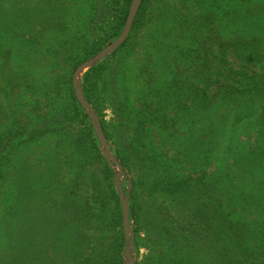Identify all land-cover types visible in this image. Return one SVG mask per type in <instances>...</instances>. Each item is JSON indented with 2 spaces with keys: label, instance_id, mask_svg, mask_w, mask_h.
Masks as SVG:
<instances>
[{
  "label": "trees",
  "instance_id": "1",
  "mask_svg": "<svg viewBox=\"0 0 264 264\" xmlns=\"http://www.w3.org/2000/svg\"><path fill=\"white\" fill-rule=\"evenodd\" d=\"M154 1L142 0L127 40L112 59L85 74L82 82L84 96L100 114L115 158L131 175L132 186L125 193L134 246L138 250L144 235L147 250L137 264H264V0H156L155 5ZM130 2L124 0L104 44L120 34ZM97 12L101 15L100 9ZM49 21L34 36L26 33V24H0V197L15 153L48 133L70 128L78 171L72 185L64 187L66 210L50 211L53 224H48V214V219H40L41 229L50 232V236L41 233L47 240L46 250L37 240L38 228L27 224L35 212H30L27 200L25 210L27 189L22 186L23 177L15 175L16 203L0 215V264H62V260L65 264H121L125 241L114 174L98 150L71 84L75 69L100 46L87 45L71 68L67 82L75 112H66L62 106L44 128L28 131L29 121L15 116L8 102L18 88L15 78L26 81L24 75L10 74L9 48L17 40L16 55L26 49L34 53L46 46L47 32L68 33V22L61 17L55 18L54 26ZM143 37L149 42L140 48L143 54L131 75L128 60ZM106 71L103 90L101 76ZM52 86L57 89L55 80ZM136 88L138 95L133 98ZM102 97L114 124L104 120ZM153 128L158 130L159 144L153 140ZM55 153L59 154L54 150L47 157ZM216 158L219 170H213ZM52 174L57 176L56 171ZM86 184L102 194L101 206L112 204L109 210L89 213L83 200ZM91 217L94 257L86 248ZM111 222L118 228L112 246L98 236L103 225ZM64 229L72 238L62 246L67 248L62 254L58 243ZM106 246L109 252L103 249Z\"/></svg>",
  "mask_w": 264,
  "mask_h": 264
},
{
  "label": "rangeland",
  "instance_id": "2",
  "mask_svg": "<svg viewBox=\"0 0 264 264\" xmlns=\"http://www.w3.org/2000/svg\"><path fill=\"white\" fill-rule=\"evenodd\" d=\"M6 1L7 0H5V2L0 0V24L6 22L9 26L16 24L21 26L22 24H26V33H29L33 36L38 32L37 29L44 30V28H46L45 21L48 18H50L49 26H54V24H56L54 20L58 16L62 18V22H68L66 27V29H68V33H58L57 31H49L46 33L47 37L49 38L46 46L42 50L33 53V51L26 49V52L23 53L22 51H19V54L16 55V53H14L15 48H19L17 40L16 44L9 48V52H11L10 74L16 73L19 76L24 75L26 76V81H24L25 79L15 78L16 81L14 82L18 84V88L8 97V102L9 105L11 104V109L15 116L17 115L19 117H25L27 123L29 121L30 125H28L27 130L33 131L35 130L34 128H44L46 124L51 121L52 115L60 110L62 106L67 107L66 112H75L73 108L74 102L72 101L71 93L68 89L69 82H67L70 79L71 68L77 59L83 55V49L87 45L92 46V48L100 46V48L103 49L105 46L115 40H112L108 44H104L103 41L106 39L107 33L116 24V21L121 14L120 11L123 7L124 0H60L62 2L60 4H58L59 0H27V3L26 0ZM166 1L169 2L174 0ZM175 1L180 3V0ZM155 2L156 0L154 1V5ZM52 4L57 5V7L53 8ZM181 7L183 8V5ZM99 9L101 10V15H99L97 12ZM141 33H143V31H141ZM73 35H76V37ZM71 37H73L72 40ZM79 37H82V39H76ZM69 38L70 42L67 40ZM63 40H67L68 43L64 44ZM147 42H149V40L146 37H143L139 42V47H137L136 53L132 54L128 60L129 71L131 75H133L132 71L134 70L135 66L140 63V59L143 54V51L140 48H142ZM99 51H97L95 54H97ZM111 55L105 57L92 68H95L104 61L110 59ZM119 56L120 55L116 56V59H118ZM90 58L91 57L87 58L86 60ZM237 68L238 67L235 66V69ZM91 69H89L82 76L80 81L81 87L85 74H87ZM107 72L108 71L103 73L101 76V86L103 90L104 81L107 80ZM7 73H9L8 70ZM53 80L56 81L57 89L52 86ZM3 84L6 86L8 85V83ZM137 95L138 89L136 88L132 91V96L135 98ZM100 103L102 104V110L104 109L102 112L105 116L104 120L113 123L112 112L107 107L106 99L102 97ZM92 108L94 109L93 106ZM94 111L101 125L99 117L100 114L97 113L95 109ZM72 120H75V118L72 117L71 121ZM71 121H69V123L73 126H76ZM87 121L90 125L88 118ZM2 129L3 128L0 125V131ZM69 131L70 128H67V131L60 130L57 133L50 135H48V133L47 137H43L41 140L22 146L13 156V163L10 167V171L12 172L9 174V182L5 184L1 191L2 196L0 197V215H3L6 210L11 208L16 203L15 198L17 195L15 192L18 190V188L16 187L17 185L15 183V175L18 174L23 177L24 180H22V186L26 187L28 193L27 199L25 198L24 200L25 210L27 200L30 212H35L34 219L31 218L30 213L29 217L31 221L27 220V224L33 229L38 228L39 237L37 240L39 243L44 245L45 250L47 248V240L43 241L44 238H41V233L45 230L41 229L42 220L40 221V219L43 216L48 219L49 217H47L46 214L49 216L52 215L50 211L61 212L63 209L66 210V204L63 202V195L65 192L64 190H66L64 187H67L69 184L70 186L72 185V182L74 181L75 175L78 171L75 162V146L71 145L70 143L69 136H71L72 133H69ZM76 131L79 132L78 127ZM157 131L158 130L156 128H153L152 134L155 143L159 144L160 138ZM97 144L99 147L98 142ZM108 144L110 152L114 156L111 150L112 144L109 142ZM54 150H57L59 154L55 153L56 156L47 157V153L50 152V154H52ZM98 150L100 151V149ZM219 160L216 158L215 161H213V170L220 169ZM187 168L190 167L188 166ZM98 169L102 170L103 166L98 165ZM53 171H56L57 176L52 174ZM127 176L129 175L127 174ZM129 178L132 180L131 175ZM52 180H55V182H52ZM253 180L257 182L256 178ZM105 182V184L109 185L107 180H105ZM112 182L117 194L114 185V177ZM256 182L252 183V187L256 186ZM120 183L124 192H126L128 187V179L126 177L121 178ZM92 188L93 187L91 185L86 184V187H84L83 191L84 204L86 205L89 213L96 214L98 211L100 212L102 208L103 210L104 208L109 210L112 204H105V206H101L100 201L102 200V194H96ZM33 193L35 196H33ZM48 194H50V196ZM3 196L5 199L2 198ZM55 196H57V199H55ZM49 197L51 199H49ZM112 203L114 207V201ZM128 204L130 205L129 198ZM68 212H71V210H68ZM50 217L51 221L49 223H45H55V221L52 220V216ZM132 226L134 233V225L132 224ZM94 229V220L91 217L90 224H88L86 229L88 236V246H86V248L89 250V254L87 253L89 256H93L94 252ZM66 230L67 229H64L61 232L63 239L62 242L58 243L60 247L69 244V237L72 238V235H70L71 233L67 232ZM117 231L118 228H116L111 222L110 225H103L102 232H100L98 236H102L104 238V242L106 241L107 245L111 244L112 246L117 238ZM45 232L47 236H50V232ZM30 234H34V231L32 230ZM140 237L138 250H136L135 246L133 250V259L135 260V264L142 261L143 256L147 252L145 247V237L144 235ZM35 238V236H31L32 241H35ZM142 239H144V241H142ZM60 243H62V245H60ZM73 246L76 250H78L76 245H71V247ZM66 249L67 248L65 247L61 248L62 254L64 251H66ZM103 249L106 252H109L108 246ZM102 254L106 258V255L104 253ZM123 255L124 247L122 252L119 254L121 264ZM61 259H64V257ZM62 264H65L63 263V260Z\"/></svg>",
  "mask_w": 264,
  "mask_h": 264
},
{
  "label": "water",
  "instance_id": "3",
  "mask_svg": "<svg viewBox=\"0 0 264 264\" xmlns=\"http://www.w3.org/2000/svg\"><path fill=\"white\" fill-rule=\"evenodd\" d=\"M141 2L142 0H131L128 8L127 16L125 19L124 27L120 35L114 41H112L103 49H101L93 57L81 63L73 72L71 79V84L74 91V97L81 106V108L83 109L84 113L87 115L90 126L99 143V149L102 158L106 161L109 168L112 170L114 174V183H115L114 185L117 191L120 212H121V219H122V234H123V239L125 241L122 264H135V260L133 259L134 233H133L132 223L130 222L129 219L128 196L124 192L120 183V179L126 177L128 179V187L126 189V192H129L131 187V180L129 176H127V173L123 170L121 163L111 154L108 141L104 135V132L96 116V113L92 108V106L85 99L82 93V87L80 81L84 73H86L89 69L97 65L105 57L111 55L114 51L120 48L122 44H124V42L127 40L131 32Z\"/></svg>",
  "mask_w": 264,
  "mask_h": 264
}]
</instances>
